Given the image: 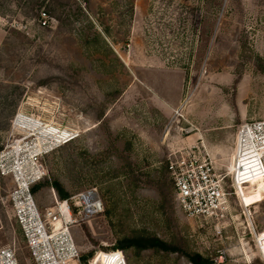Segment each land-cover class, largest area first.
<instances>
[{"label": "rangeland", "instance_id": "374dc122", "mask_svg": "<svg viewBox=\"0 0 264 264\" xmlns=\"http://www.w3.org/2000/svg\"><path fill=\"white\" fill-rule=\"evenodd\" d=\"M255 120L264 0H0V152L36 146L46 130L76 134L40 160L69 196L98 190L104 211L71 229L86 259L156 236L217 264H264L254 234L264 252V193L248 177L245 206L229 174L237 131ZM193 144L227 174L219 220L191 219L177 204L170 160ZM13 188L0 172V247L35 264ZM34 196L44 213L59 194L45 185ZM123 251L128 264H192L156 248Z\"/></svg>", "mask_w": 264, "mask_h": 264}, {"label": "built area", "instance_id": "2783aa9c", "mask_svg": "<svg viewBox=\"0 0 264 264\" xmlns=\"http://www.w3.org/2000/svg\"><path fill=\"white\" fill-rule=\"evenodd\" d=\"M45 132L47 130L44 134L51 136L43 135L36 146L24 149L16 142L10 150L0 152V172L13 178L10 200L35 264H128L124 251L118 247L96 250L87 259L76 247L72 227L104 211L96 188L66 199L55 196V204L41 212L32 192V186L47 175L40 156L76 137L74 132L60 129L54 130V134ZM250 160L257 163L255 168L249 167L252 173L260 172L264 176V120L244 122L237 131L235 157L229 174L236 186L235 193L241 196V185H247L245 182L251 175L246 166ZM169 171L177 204L187 217L219 220L226 216L227 174H218L208 154L199 146L193 144L178 149L170 160ZM254 234L258 240L260 233L254 230ZM0 264H20L14 247H0Z\"/></svg>", "mask_w": 264, "mask_h": 264}, {"label": "trees", "instance_id": "16d2710c", "mask_svg": "<svg viewBox=\"0 0 264 264\" xmlns=\"http://www.w3.org/2000/svg\"><path fill=\"white\" fill-rule=\"evenodd\" d=\"M45 185L52 186L59 194L61 199L69 198V193L65 190L60 180L55 178H50L49 175H46V178L43 181L38 182L32 186V192L35 194L38 189L42 188ZM121 250H126L131 247H136L137 249H149L156 248L166 252L178 253L185 255L192 264H217L214 261V258H207L200 254H190L183 251L182 247L179 244L168 243L156 236H138V237H129L120 241L117 246ZM252 264H259L258 260H253Z\"/></svg>", "mask_w": 264, "mask_h": 264}, {"label": "bare ground", "instance_id": "6f19581e", "mask_svg": "<svg viewBox=\"0 0 264 264\" xmlns=\"http://www.w3.org/2000/svg\"><path fill=\"white\" fill-rule=\"evenodd\" d=\"M28 120V119H27ZM33 120V119H32ZM25 121H26V119H25ZM24 126V125H23ZM27 126V125H26ZM30 128H38V125L37 124H35V123H31V125L29 126ZM26 128H28V127H26ZM49 132V134H54V130H47V132H45V133H48ZM35 133V132H34ZM250 163L249 164H247L246 166H248V168L249 167H251V166H254V168L256 167V161L255 160H250L249 161ZM248 172H250L251 173V175H250V177H249V179H250V181H251V183L253 184V187H254V192L255 193H264V176H263V173L261 174L260 172H257V175H254L253 173H252V171H251V169L249 168L248 169ZM241 190H242V199H243V201H244V203L247 205V206H250L246 201H245V193H244V189H243V186L241 185ZM258 236V247H259V250H260V252L262 253V255H263V257H264V252H263V250H262V247L260 246V243H259V238H260V236H261V233L260 234H258L257 235Z\"/></svg>", "mask_w": 264, "mask_h": 264}]
</instances>
